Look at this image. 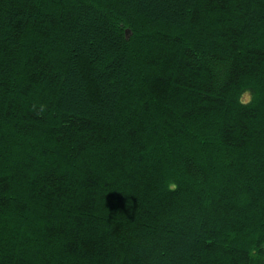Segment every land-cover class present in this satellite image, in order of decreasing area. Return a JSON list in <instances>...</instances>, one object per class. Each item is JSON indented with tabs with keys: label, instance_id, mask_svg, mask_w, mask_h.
<instances>
[{
	"label": "trees",
	"instance_id": "16d2710c",
	"mask_svg": "<svg viewBox=\"0 0 264 264\" xmlns=\"http://www.w3.org/2000/svg\"><path fill=\"white\" fill-rule=\"evenodd\" d=\"M0 264H264V0H0Z\"/></svg>",
	"mask_w": 264,
	"mask_h": 264
}]
</instances>
